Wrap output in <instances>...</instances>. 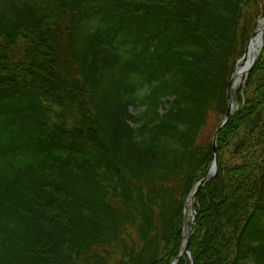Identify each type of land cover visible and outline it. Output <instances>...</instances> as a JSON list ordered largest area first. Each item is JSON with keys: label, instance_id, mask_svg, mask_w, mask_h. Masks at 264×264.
<instances>
[{"label": "trees", "instance_id": "obj_1", "mask_svg": "<svg viewBox=\"0 0 264 264\" xmlns=\"http://www.w3.org/2000/svg\"><path fill=\"white\" fill-rule=\"evenodd\" d=\"M246 3L0 0V264L178 257L212 163L203 128L221 123L251 36ZM262 44L196 193L193 264H264Z\"/></svg>", "mask_w": 264, "mask_h": 264}, {"label": "water", "instance_id": "obj_2", "mask_svg": "<svg viewBox=\"0 0 264 264\" xmlns=\"http://www.w3.org/2000/svg\"><path fill=\"white\" fill-rule=\"evenodd\" d=\"M264 34V28L262 29V36ZM254 35V34H253ZM253 35L249 38L248 43L250 41V39L253 37ZM248 43L246 45V50L244 52L243 57L241 58V60H239L234 68V72L232 74V77L230 79V82L228 84L227 90H226V95H227V100H228V107L226 110V113L220 123V125L218 126L217 130L214 133L213 139H212V163L210 165V167L208 168L206 174L204 175V177L196 184V186L194 187V191L191 194V198H188V200L185 203V207H184V228H185V243H184V248L181 251V253L178 255V257L172 261L171 264H176V262L184 257V256H188V258L191 259V264H193L191 255H190V250H189V239H190V232L192 229V226L195 224V213L193 210V203L195 201L196 198V193L201 189V187L209 180L214 179L217 175V171H218V162H217V138L218 135L220 133V131L226 126V124L228 123V121L231 119L232 115L234 114V110H232V94H231V83L234 77V73H235V69L236 67L245 60V55H246V51H247V46ZM263 45H261L260 51L262 49ZM260 53V52H259ZM259 56V55H258ZM258 56L252 61V63L250 64L247 74L248 72L252 69V67L254 66ZM190 199V200H189ZM188 201H190V205H191V221L190 223L187 220V207H188Z\"/></svg>", "mask_w": 264, "mask_h": 264}, {"label": "rangeland", "instance_id": "obj_3", "mask_svg": "<svg viewBox=\"0 0 264 264\" xmlns=\"http://www.w3.org/2000/svg\"><path fill=\"white\" fill-rule=\"evenodd\" d=\"M261 3H262V0H257V3H246L244 8H243V14H245V16L249 17L250 23L252 24L251 36L256 31L260 21L264 20V15L261 13V10H260V4ZM245 50H246V46H245L244 52H245ZM261 74H262V72L259 73L260 76H261ZM259 75H258V78H259ZM246 76H247V74H245L241 78L240 84L237 86L236 90L234 91V93L240 92L241 98H244L243 97V90L245 88V81H246V78H247ZM233 102H234V109H232V110H234V113L237 112V111L239 112L240 111V103H238L236 101H233ZM132 113L136 114L137 112L132 110ZM219 123H220V118L218 116H216L215 114H211L210 116H208L206 125L203 128L201 140H203V141L209 140L211 138V136L213 135V133H215V131L217 130V128H218L217 126L219 125ZM230 149H231V147H229V148L227 147L226 148V150H227L226 154H225L226 160H228L230 158V155L228 154L230 152ZM191 208L192 207L190 205V201H188V207H187V212H186L187 213L186 215H187L188 222H190L191 217H192ZM129 233L133 234L134 232L130 231ZM134 242H136L135 239H134ZM113 252H114L113 253V257H112V259L110 261V264H118V262L120 260V253L118 251H116V250H113ZM167 254L168 253H166L164 255L166 256Z\"/></svg>", "mask_w": 264, "mask_h": 264}, {"label": "bare ground", "instance_id": "obj_4", "mask_svg": "<svg viewBox=\"0 0 264 264\" xmlns=\"http://www.w3.org/2000/svg\"><path fill=\"white\" fill-rule=\"evenodd\" d=\"M264 28V20L260 21L253 37L250 39L245 60L241 62L235 69L234 77L231 83V92H234L237 86L240 84L241 78L247 74L248 68L252 61L259 55L262 45V29ZM232 109H234V102L232 101Z\"/></svg>", "mask_w": 264, "mask_h": 264}]
</instances>
